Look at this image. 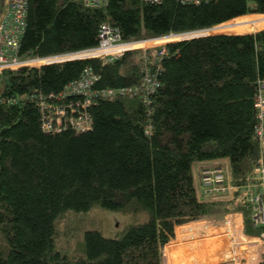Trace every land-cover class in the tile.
Instances as JSON below:
<instances>
[{"label":"trees","instance_id":"16d2710c","mask_svg":"<svg viewBox=\"0 0 264 264\" xmlns=\"http://www.w3.org/2000/svg\"><path fill=\"white\" fill-rule=\"evenodd\" d=\"M252 13L264 14V0H29L20 58L93 46L103 23L124 40L221 23L231 33L168 44L150 105L135 96L98 97L85 131L46 130L40 97L82 99L59 96L87 66L100 76L94 88L138 84L139 50L109 63L68 59L0 73V264H166L164 247L176 226L230 210H241L246 233L258 234L252 206L199 198L194 175L196 164L227 159L232 179L243 185L259 164L254 104L264 76V29L235 33L251 31L239 23ZM95 206L133 218L113 235L86 228L74 250L59 246L61 218ZM190 250L175 256L205 257ZM173 251L166 248L169 259Z\"/></svg>","mask_w":264,"mask_h":264},{"label":"built area","instance_id":"2783aa9c","mask_svg":"<svg viewBox=\"0 0 264 264\" xmlns=\"http://www.w3.org/2000/svg\"><path fill=\"white\" fill-rule=\"evenodd\" d=\"M29 0H3L0 12V73L18 71L24 67H41L48 63L61 62L68 59H100L103 63L115 61L128 51L139 50L141 59V79L138 84L123 87L94 88L100 76L90 67L83 69L79 79L69 82L61 92L59 99L66 100L71 96H80L82 99L69 100L64 103H49L41 96L39 100L42 121L46 130L59 131L63 128H73L85 131L91 128L92 116L89 107L98 97H140L148 106L150 96L160 85L159 71L162 68V58L168 53L170 43L193 38L184 37L185 34L202 32L201 29L191 32L170 33L164 36L148 37L134 40H124L122 34L108 23L100 26L98 41L95 45L68 51L60 54L20 58L19 49L22 37L26 30V15ZM104 2L106 0H87V2ZM151 3H160L162 0H142ZM201 3L208 0H187ZM259 20H264V14H257ZM244 16H249L244 15ZM262 16V17H261ZM224 24V23H221ZM221 24L214 27H220ZM213 28V27H212ZM210 29V28H209ZM264 27H256L248 33H255ZM246 33L244 31H240ZM230 33V32H220ZM215 34V33H213ZM183 37V38H180ZM153 51V56L149 54ZM33 95L23 94L20 99H29ZM12 100L11 102H13ZM255 137L261 148L259 164L254 169L247 183L238 185L230 177L223 166H205L199 172L203 186V197L207 200L235 199L238 204L252 206L253 225L260 229L255 236L258 243L264 245V76L258 79V88L255 97ZM236 263V262H235ZM238 264V263H237Z\"/></svg>","mask_w":264,"mask_h":264},{"label":"rangeland","instance_id":"374dc122","mask_svg":"<svg viewBox=\"0 0 264 264\" xmlns=\"http://www.w3.org/2000/svg\"><path fill=\"white\" fill-rule=\"evenodd\" d=\"M2 2H3V0H0V12H1V8H2ZM248 17L249 18L242 16V19H244L242 21L244 22L247 20H253V18L258 19V17H260V16L257 14H249ZM233 20L234 19H232L230 21H233ZM224 31L225 30L222 27L217 26V27L207 29L206 31L185 34L184 37H192L196 34H201V33L213 34V33H220V32H224ZM226 32H228V31H226ZM235 33H238V32H235ZM180 38H183V37L180 36ZM37 58H38V56H36L35 59H37ZM197 165H199V164H197ZM221 166H223L224 169L226 170L225 165H221ZM215 167H217V166H215ZM198 172L199 171H198L197 167H195L194 168V175L196 174L195 178L198 182V186L200 187L201 179L198 177V174H199ZM224 200H228V199L225 198ZM218 214L219 213H217V215ZM220 214H222V212H220ZM210 216H212V215L203 216L197 220H192V221H189V222H186L185 224H183L184 226L186 225L184 233H189V234H191V232L193 233V235H191L187 238V240H189V241H187V243H194L197 240H202V238H206V237L210 238V239L206 238L203 240L205 242L203 243L204 247L202 248V250L205 252L204 253L205 257H204V261H202L201 264H229V263H232V264H237V263L238 264H264V245H262V247L259 248V251L257 252V250H258L257 246L258 245H254V247H253V245L251 243V246L254 249V250H252L251 253H249L251 249L246 248V247L250 246L248 243H245L246 246H244L242 248H240L241 246L240 247L237 246V247H239V248H237L235 245H233V247L235 246L236 248L235 249L231 248V253L229 252V254L227 255V253L223 252L222 249H223V247H224V249H227V248L229 249L230 248V245H229L230 243H229L228 246L227 245H224L222 247L220 246V251L218 252L217 245L215 244L216 241L213 239H218V241L222 240V239L221 238H213V235H211V233H210L212 231L208 232L207 235L204 234V231L206 229H203V228H205L206 226L209 227L208 224L210 223V221H208V220H211V219H209ZM132 218L133 217L131 215H127L126 213L107 210V209L101 208L99 206H95L93 209H91L86 214H84V213H81V214L80 213L79 214L69 213V214L65 215L64 217H62L61 220L59 221L58 244L61 247H65L69 244V245H71V249L74 250L73 249L74 246H76L78 244V241L81 238H83L82 234L86 230V228H95V229H98L99 231H101L105 235H113V234H115V232L117 230L123 228L126 225V223L128 224V222ZM235 220L236 219L234 218L233 215H229L225 219V222H223L228 227V229L231 230V232L234 228ZM190 224H192V226L195 227V230L193 229V230H191V232H190ZM220 225H218L217 227H219ZM178 226H176V228H175V234L178 231ZM212 227L213 226H211L210 229ZM222 229L223 228L219 229L218 232H221ZM218 234L219 233H216V235H218ZM71 240H72V242H71ZM175 241H176V239L174 241L171 240L167 244V246H165L166 248L168 246H174V251H173L174 255L172 254V257H170V263H168V255L166 254V248L164 249V251H165L164 256H165V254L167 256V259H166L167 261H165L166 264L167 263L168 264H177L178 260L185 259L183 257L177 258V256H175L176 251H178V247H176L177 242H175ZM210 247L214 248V250L212 249V253H209V254L213 255V256L217 255L216 256L218 258L217 261H213V259H209L207 250L208 249L211 250ZM259 247H260V245H259ZM188 248L191 249L190 250L191 253L192 252L195 253L194 255H196V254L202 255V253H201L202 250L200 247L192 246V247H188ZM206 248H207V250H206ZM214 251L216 252L215 255H214ZM217 253L221 257H219ZM192 254H190V255H192ZM240 254H242V256H240ZM194 255H193V257H194Z\"/></svg>","mask_w":264,"mask_h":264},{"label":"crops","instance_id":"0c3cea01","mask_svg":"<svg viewBox=\"0 0 264 264\" xmlns=\"http://www.w3.org/2000/svg\"><path fill=\"white\" fill-rule=\"evenodd\" d=\"M221 165H225L226 166L225 167L226 170L227 171L229 170L227 173H229L230 174L229 176L231 177L230 163H229V161L227 159L215 160V161H211V162H204V163H200L199 165L196 164L194 166V168L197 167L198 171L200 172V168L201 167H205V166H221ZM195 177H196V174H195ZM198 177L200 178V175L199 174H198ZM196 187H197V190H198V197L201 198V199L206 200L203 197V186H202V183L200 184V187H199L198 186V182L196 180ZM219 201L225 202L226 205H227V207H231L232 205H237L238 204V203H236V200L235 199H228V200L222 199V200H219ZM229 215H233L234 218L236 219L235 220V224H234V228H233L232 232L223 223V222H225V219ZM209 219H211V220H208V221H210V223L208 224L209 227L206 226L205 228H203V229H206L204 231V234L207 235L208 232L212 231L210 233H211V235H213V238H221L222 239V240H219V241H218V239H213V240L216 241L215 244L217 245L218 252L220 251V246L221 247L224 246V245H227L228 246L229 243H230L229 244L230 245V248L229 249L228 248L227 249H224V247H223V249H222L223 252H226V253H227V251L230 252L229 250H231V248H234L235 249L237 246H239V247L241 246L240 248H242V247L246 246L245 243H248L250 245L249 247H246L247 249H251L249 253H251L252 250H254L253 249L254 245H258L257 246L258 247L257 252L259 251V248H261V245H260L261 243H258L257 241H255V240H257V238H255V236H257V234H247L245 232L244 215H243V212L241 210H239V211L230 210L229 212H222V214L219 213L218 215L215 214V215L210 216ZM183 224H185V223H183ZM183 224H180L178 226V231L175 234V237L172 239V241H174L176 239V241H175V242H177L176 247H178L179 251H181L183 248L192 247V246H198V247H200L202 249L204 247L203 243L205 242L203 240L206 239V238H209V237L202 238V240H197L194 243H187V241H189V240H187V238L189 236L193 235V233L192 232H191V234L184 233L185 229H183L182 231H180V227H184L185 228V226H186V225L184 226ZM218 225H220V226L217 227ZM211 226H213V227L210 229ZM191 228H193V226L190 227V230H191ZM221 228H223L222 231L221 232H218V230L221 229ZM216 233H219V234L216 235ZM251 243H252L253 247L251 246ZM233 245H235L236 247L235 246L233 247ZM259 245H260V247H259ZM239 247H237V248H239ZM165 248L166 247H164V249ZM210 249L211 250L212 249L214 250V248H211V247H210ZM165 256H166V254H165ZM240 256H242V254H240ZM166 259H167V256L165 257V261H167ZM187 261H188V263H187ZM189 261H192L194 264H201V262L204 261V258H202V261L201 260H199V261H193L192 259H187L186 258V259L178 260L177 264L178 263L179 264H190ZM213 261H216V260L213 259ZM168 263H170L169 256H168ZM229 264H232V263H229Z\"/></svg>","mask_w":264,"mask_h":264},{"label":"bare ground","instance_id":"6f19581e","mask_svg":"<svg viewBox=\"0 0 264 264\" xmlns=\"http://www.w3.org/2000/svg\"><path fill=\"white\" fill-rule=\"evenodd\" d=\"M251 19V18H250ZM240 25H246L249 26V29H254L256 27H264V20L254 19L253 20H247L244 22H240Z\"/></svg>","mask_w":264,"mask_h":264},{"label":"clouds","instance_id":"9594fccd","mask_svg":"<svg viewBox=\"0 0 264 264\" xmlns=\"http://www.w3.org/2000/svg\"><path fill=\"white\" fill-rule=\"evenodd\" d=\"M252 14H259V13H252ZM247 15V14H246ZM244 16V15H243ZM241 17V16H240ZM238 33H242V32H238ZM246 33H248V32H246ZM242 34H245V33H242Z\"/></svg>","mask_w":264,"mask_h":264},{"label":"water","instance_id":"95a60500","mask_svg":"<svg viewBox=\"0 0 264 264\" xmlns=\"http://www.w3.org/2000/svg\"><path fill=\"white\" fill-rule=\"evenodd\" d=\"M197 36H199V35H197ZM197 36H194V37H197Z\"/></svg>","mask_w":264,"mask_h":264}]
</instances>
